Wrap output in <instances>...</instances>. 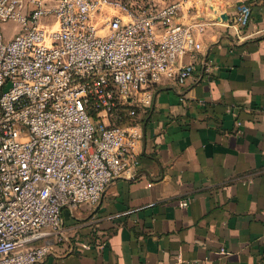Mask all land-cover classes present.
Returning a JSON list of instances; mask_svg holds the SVG:
<instances>
[{
	"label": "built area",
	"instance_id": "1",
	"mask_svg": "<svg viewBox=\"0 0 264 264\" xmlns=\"http://www.w3.org/2000/svg\"><path fill=\"white\" fill-rule=\"evenodd\" d=\"M249 21L240 4L229 33ZM7 22L20 32H0V264H35L64 208L98 204L135 168L141 128L125 121L155 84L191 78L204 24L162 0H0Z\"/></svg>",
	"mask_w": 264,
	"mask_h": 264
},
{
	"label": "crops",
	"instance_id": "2",
	"mask_svg": "<svg viewBox=\"0 0 264 264\" xmlns=\"http://www.w3.org/2000/svg\"><path fill=\"white\" fill-rule=\"evenodd\" d=\"M201 14L191 78L155 84L126 124L141 128L137 165L98 204L64 208L61 239L35 264H264V0Z\"/></svg>",
	"mask_w": 264,
	"mask_h": 264
},
{
	"label": "rangeland",
	"instance_id": "3",
	"mask_svg": "<svg viewBox=\"0 0 264 264\" xmlns=\"http://www.w3.org/2000/svg\"><path fill=\"white\" fill-rule=\"evenodd\" d=\"M164 3L180 2L183 6V11L188 14L205 12L217 13L220 8L225 5L228 0H162ZM201 14V15H202ZM197 20H200L196 17ZM0 32L4 38L12 37L20 32V25L15 22H7L0 24Z\"/></svg>",
	"mask_w": 264,
	"mask_h": 264
},
{
	"label": "water",
	"instance_id": "4",
	"mask_svg": "<svg viewBox=\"0 0 264 264\" xmlns=\"http://www.w3.org/2000/svg\"><path fill=\"white\" fill-rule=\"evenodd\" d=\"M226 17H225V15H221V19H225Z\"/></svg>",
	"mask_w": 264,
	"mask_h": 264
},
{
	"label": "trees",
	"instance_id": "5",
	"mask_svg": "<svg viewBox=\"0 0 264 264\" xmlns=\"http://www.w3.org/2000/svg\"><path fill=\"white\" fill-rule=\"evenodd\" d=\"M136 116H137V114H136ZM136 116H135V118H136ZM125 123H128L127 121H125Z\"/></svg>",
	"mask_w": 264,
	"mask_h": 264
}]
</instances>
